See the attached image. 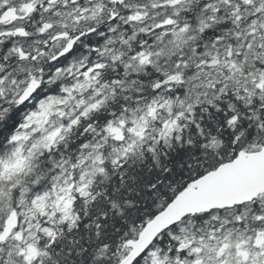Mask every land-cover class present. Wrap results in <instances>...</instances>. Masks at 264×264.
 I'll use <instances>...</instances> for the list:
<instances>
[{
  "label": "snow or ice",
  "instance_id": "6c2138e0",
  "mask_svg": "<svg viewBox=\"0 0 264 264\" xmlns=\"http://www.w3.org/2000/svg\"><path fill=\"white\" fill-rule=\"evenodd\" d=\"M0 264H264V0H0Z\"/></svg>",
  "mask_w": 264,
  "mask_h": 264
}]
</instances>
